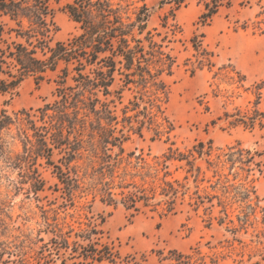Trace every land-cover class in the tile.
I'll return each mask as SVG.
<instances>
[{
	"label": "trees",
	"instance_id": "trees-1",
	"mask_svg": "<svg viewBox=\"0 0 264 264\" xmlns=\"http://www.w3.org/2000/svg\"><path fill=\"white\" fill-rule=\"evenodd\" d=\"M189 2L160 1V5H172L161 18L163 34L158 26L149 28L147 3L133 18L130 0H0V92L15 94L30 76L40 84L50 73L56 75L53 101L18 111L15 119L2 111L0 130L13 123L20 126L24 151L17 159L21 163L44 159L54 164L53 154L59 150L66 170L57 165L58 178L69 197L90 177L101 201L122 205L130 218L142 211L163 217L187 205L201 213L206 227L222 230L216 244L206 243L209 252L198 245L188 253L175 249L164 255L161 251L163 259L175 264H223L234 257V264H240L248 256L247 260L258 258L255 264H259L264 261V205L256 187V174H263L258 153L241 145L218 147L212 140L181 149L172 140L176 125L166 113L169 89L163 75L173 74L178 66L170 44L183 32L177 11ZM197 3L203 7L199 22L205 26L232 0ZM55 4L77 23L78 32L52 44L58 31ZM260 7L259 15L264 14V5ZM191 41L195 53L186 59L191 73L214 68L215 53L197 34ZM214 77L231 88L221 90L223 112L213 123L264 131V78L248 83L247 75L235 68L215 71ZM125 90L135 93L127 104ZM245 95L246 104H237L236 99ZM118 102L123 104L120 109ZM143 127L157 138H166L169 145L163 154L150 158L126 152L131 134L142 135ZM76 161L85 166L72 165ZM36 180L42 182L39 177ZM84 234L91 239L97 231ZM53 242L58 248L69 247L66 238L54 237ZM96 244L75 242L74 252L85 261L122 263L114 247Z\"/></svg>",
	"mask_w": 264,
	"mask_h": 264
},
{
	"label": "rangeland",
	"instance_id": "rangeland-1",
	"mask_svg": "<svg viewBox=\"0 0 264 264\" xmlns=\"http://www.w3.org/2000/svg\"><path fill=\"white\" fill-rule=\"evenodd\" d=\"M130 14L143 3L151 9L149 28L160 27L161 18L169 13L171 4L160 5L161 0H130ZM232 0V5H223L208 25H201L199 16L203 7L197 0L177 11V21L183 32L170 47L178 57V66L173 74H164L168 85L166 113L174 121L176 129L172 140L181 149L192 147L200 140H212L218 147L241 145L258 153L257 160L263 164V174H256L257 192L264 205V131L245 130L242 127L229 129L224 121L213 123L223 112L224 93L231 88L221 79L214 77L215 71H230L235 68L247 75L248 83L264 78V14H260L264 0H250L241 5ZM54 21L58 31L52 44L66 41L78 32L75 23L61 5L55 4ZM163 34L166 29L160 27ZM205 47L215 53L216 66L198 69L191 73L186 59L193 57L195 50L191 41L194 35ZM56 75L50 73L46 80L37 84L34 77H27L15 94L0 92V114L6 111L16 118L15 113L23 109L39 108L55 99ZM219 93V96H216ZM135 93L124 91V104ZM246 95L236 99L245 105ZM119 109L123 104L118 102ZM264 107V104H263ZM4 144L0 151V264H111L107 261H85L74 252L75 242L81 244H109L122 256L121 264L136 261V264H175L163 259L160 252L168 255L170 250L188 253L195 246L209 252L206 243L216 244L222 238L217 226H205L201 213L187 205L181 206L176 214L160 216L158 213L142 211L130 218L122 205H108L101 201L91 188L93 180L83 179L74 196L69 197L64 184L58 178L64 164L59 150L53 154L54 164L44 159L19 162L17 155L23 154L24 144L20 126L16 123L0 130ZM169 143L165 137L157 138L152 130L143 127V134L132 133L125 143L126 152L143 153L146 157L163 154ZM80 168L83 161L73 162ZM82 174V172H81ZM39 175V176H38ZM42 179L38 182L36 178ZM43 186V187H42ZM42 187V189H41ZM39 188V190H37ZM41 189V190H40ZM130 218V220H129ZM95 229L91 239L84 233ZM68 239L69 247H56L53 238ZM249 241V237H245ZM76 255V256H75ZM228 257L223 264H234ZM240 264H255L252 258ZM259 264H264V261Z\"/></svg>",
	"mask_w": 264,
	"mask_h": 264
}]
</instances>
